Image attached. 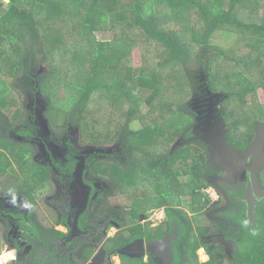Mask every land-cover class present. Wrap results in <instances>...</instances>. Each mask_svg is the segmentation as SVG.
<instances>
[{
  "label": "trees",
  "instance_id": "1",
  "mask_svg": "<svg viewBox=\"0 0 264 264\" xmlns=\"http://www.w3.org/2000/svg\"><path fill=\"white\" fill-rule=\"evenodd\" d=\"M119 3L127 5L120 7ZM5 4L7 8L0 12V179L7 175L11 182L15 178L17 181L10 187L19 185L18 191L33 203L32 191L44 186L52 171L47 165L29 163L32 152L30 145L26 141L12 139V133L22 136L28 134L33 126L32 120H25L26 113L22 114L19 107L14 110L12 107L7 112H12L11 117L15 122H9L10 116L3 113L4 98L13 97L14 94V80L10 81L13 78L16 83L20 81L19 85L25 86L23 91L29 100L35 102L39 93L47 101V107L51 104L52 111L46 117L51 125L62 132L68 126L77 125L89 143L94 145L116 140V152L124 155V163L114 159L113 153L114 158L110 156L113 161H94L96 168L99 166L96 173L108 177L112 185L110 193L126 194L129 200L147 202L145 211L166 207L169 215L168 234L175 227L179 229L173 243V264H226L224 245L228 241L236 247V251L231 252L232 264H264V198L256 206V228L246 217L244 190L235 193L238 204L232 203L230 206L229 209L233 211L231 217L223 214V218L211 219L205 226H197L195 220L187 218L190 212L192 215H205L209 210L201 189L202 186H212L210 179L221 172L210 161L202 139L206 124L199 127L195 123L199 113L192 110L197 102L195 98L198 99L201 92H208L211 97L218 93L223 97L219 101L221 104L237 97L242 108L251 106L245 115L238 117V126L243 128L242 136H238V130L234 129L233 116L224 118V125L230 128L225 141L239 150L245 149L246 144L251 142L257 125L264 123V104L256 96L258 90L264 89V0H0L1 7ZM192 12L198 15L199 25L192 23ZM129 13L130 17L127 16ZM160 17H164L167 23L178 21L182 31L166 28ZM61 22L78 25L81 35L78 39L73 38L72 45L69 40L64 41L71 33L59 26ZM132 28H137L145 37L166 49L162 56L148 57V62H145L148 68L140 67L137 75L134 74L136 69L126 60L128 54L125 45L130 43L127 37ZM109 30L114 31L112 38L98 39V32ZM219 31L234 33L236 39L231 47L237 51H247L235 64L227 61L228 48L211 43ZM39 38H43L46 46L41 61L51 66V71L42 78L41 73L32 71L40 52L37 49L41 50L38 47L41 43ZM8 42L15 44L13 51L6 48ZM85 48L87 50H83ZM57 50L71 54V58L62 66L56 64L53 67L49 58ZM69 63L71 65L67 67ZM175 67H182L183 77L188 80L186 84H189L194 98L176 104V100L170 97L176 106L172 116L167 119L169 125L166 128L161 126L158 116L152 117L148 124L139 129L127 122L115 135L104 128L101 112L103 105L108 104L106 100L122 103L128 99L133 103L129 109L130 115V112L136 113L144 101L153 105V100L162 93L164 96L165 92H169L176 97L179 94L176 90L183 89L185 83L177 85L173 82L168 85L169 82L163 84L159 81H165L167 69L172 68L173 72ZM64 68L71 71L68 77H62ZM103 72L106 73L104 76ZM58 84H63L67 90L64 103L58 107L61 114L56 116L58 109L54 112L52 106ZM143 87L151 89L145 100L138 93ZM249 95H252L250 102ZM159 101H162L163 114L170 107V102L164 98ZM56 102L54 100L55 105ZM248 126L249 130L246 131ZM196 128L198 132H195ZM1 131L6 137L1 136ZM183 134L190 138L189 142L172 145L175 138ZM151 147L158 151L153 152ZM74 153L68 162V172L72 175L76 173L77 162L80 161L79 153ZM31 165L34 166L25 175L26 168ZM17 167L21 168L24 181L17 173ZM130 186L132 191L129 190ZM13 188L12 191L15 190ZM2 190L4 193L11 191ZM176 204L185 205V210L171 207ZM128 213L138 212L134 209ZM15 216L19 218L14 219L17 225L23 226L21 215ZM223 219L225 221H220ZM231 223L235 228L229 233L227 227ZM129 230L132 234L129 239L124 233L120 234L122 244L136 237H145L138 225H132ZM160 231V227L152 228L149 238H162L164 235L159 234ZM60 235L63 233L60 232ZM216 237H221L222 242L216 241ZM43 241L49 244L47 240ZM241 241L243 247L238 245ZM201 247L210 257L206 262L199 259L198 250ZM45 262L38 259L39 264Z\"/></svg>",
  "mask_w": 264,
  "mask_h": 264
},
{
  "label": "rangeland",
  "instance_id": "2",
  "mask_svg": "<svg viewBox=\"0 0 264 264\" xmlns=\"http://www.w3.org/2000/svg\"><path fill=\"white\" fill-rule=\"evenodd\" d=\"M123 5H127L124 3H119L118 6L122 7ZM7 8V5L5 4L3 7L0 6V12ZM82 14V12H80ZM130 17V13L127 15ZM161 22L166 26V28H169L176 32H181V25L178 21H171L167 23V20L164 19V17H160ZM191 19L193 20L192 23H195L196 25H199L200 19L198 15L194 12L191 13ZM72 21V20H69ZM59 26H61L62 29L66 30L71 33L69 37H66L64 41L69 40L70 45H72L73 38H80V33L78 31V25L77 23H59ZM132 31H129L127 37V40L130 42L129 44L125 45L127 48V62H130V64L136 69L135 75H137L138 69L140 67H147L146 61L148 62V57L151 59L152 56L159 55L161 56L166 53V49L159 43L155 42L154 40H150L149 38L145 37L144 34L138 30L137 28H132ZM114 31H102L98 32V39H110L113 36ZM188 36V35H187ZM236 35L231 32H224L219 31L215 33L213 36L211 43L218 45L220 47L228 48L229 53L226 55L228 58L227 61L230 63L235 64L236 60L241 58L242 55L246 54V50L237 51L233 49L231 46L235 42ZM41 40L40 44L38 45L41 50L37 51L39 54H37V60L33 64L32 71L34 73H41V78L46 73H49L51 71V66L44 64L41 61V54L46 49L45 43L43 42V38H39ZM88 44V43H87ZM62 44L59 45V47ZM58 47V46H57ZM6 48L9 51H13L15 48V44L8 42L6 44ZM56 47L53 48V50ZM81 49V48H80ZM195 49V47H193ZM83 50H87L86 48ZM71 58V54H64L63 52H60L59 50L55 51L54 56H50V64L54 66L59 65L62 66L68 59ZM150 63V62H149ZM71 65L69 63L67 67ZM154 68V66H152ZM171 69H167L165 72V81L159 80L163 84L168 85L171 83L184 84L185 87L183 89L176 90L177 93L176 97H173L169 92H165L166 95L163 96V93L157 98L153 100V105L147 104L145 101L142 105H140L137 108L136 113H131L129 115V109H131V106L133 103L129 101L128 99L123 100L122 103L120 102H111L107 101L108 104L103 105L102 110V120L101 124L104 125V128L112 133V135H115L120 129V127L129 122L130 125H132L133 128L139 129L143 125L148 124L152 120V117L157 118L159 117V122L161 123V126L167 127L168 124V117L172 116L173 110L175 109L176 104L178 103H184L186 100L193 99L194 96L192 95V91L190 90V86L187 79L183 77L184 72L182 67H175L174 71L171 72ZM61 71V70H60ZM171 72V74H170ZM71 71H69L67 68H64V74H62V77L70 75ZM103 76L106 74L105 72L102 73ZM121 75H123L121 73ZM60 76V74H59ZM17 79V78H16ZM63 79V78H62ZM14 80V81H12ZM13 84L14 88V94L13 97L9 96L4 98V105H3V113L4 115L10 116L9 122H15L12 120V112L10 114H7L8 110L12 107L13 110L16 108H21L22 114L26 113V119L25 120H32L31 123L34 126L35 131H33V126H31V129H29L28 134L19 135L12 133V136H14L12 139L14 141L23 140L26 141L30 148H32V152L30 154V161L29 163H38L45 165H48L52 170V176L50 180L48 181L47 185H44L37 190L34 194L37 196V200L39 203V206L35 209L27 210L26 207H24L21 211L20 205H19V198L24 197L25 195L23 193H20L18 189L20 188L19 185H17L16 188H13L15 190L12 192L4 193L2 190V183L4 182V179H6L7 175L2 177L0 179V245H5L2 249H5V251H8L10 249L15 250L16 246L20 245V238L17 236V231L19 229V226L16 225V222L12 221V219L9 216V210H12V212L18 213V215H22V217L25 216L26 211L29 212L27 216L29 215V219L38 220L39 222H44L48 220L47 217L50 219L51 216V210L50 204L53 205L54 208L61 210L56 203L52 200V198L57 194L55 198L60 199V204L63 206V208H66V204L68 201H65L66 198L61 197L60 195L64 193L66 188H71L75 191L76 185L79 183L81 185L83 183L84 177L91 176L94 178L98 177V174L96 173V169H99V166L97 165V168L95 166L94 161L99 160H110L113 161L112 158H114L112 155L115 153V158L119 162L124 163V155L121 154L119 151H117L118 144L116 140H112L110 143L106 142L105 144L100 145H94L92 143H89V141L86 139L82 132L80 126L74 125V126H68L65 132H62V130L58 129L57 127L50 124V121L48 120V114L51 109V104L49 103V106L47 107V101L44 100L42 95L39 93L36 94V100L35 102L29 100V97L26 96V93L23 91V88L25 86H21L19 84L20 81L16 83L15 79H10ZM202 86H205V84H202ZM66 87L63 86V84H58L56 93L54 95V100L57 101L56 105L54 104L53 100V110L54 112L57 111L58 107H60L65 100V94H66ZM151 92V89L148 88H141L138 90L139 95L144 100L149 96ZM163 92V91H162ZM204 92H201V96L199 98H195L197 102L193 104L192 110L199 111L197 113V117L195 119L196 125H199L201 123L207 124V135H212L214 137V141H208L204 140V143L206 144V149L209 154L210 161L218 166L221 169V173L213 178V181L216 185V188L219 189L218 194L214 191H217L216 188H204L203 190L206 192V194H209L210 197H212L213 201L209 203L208 206H210V209H212V205L215 204V202L220 200V204L218 208L225 206L224 208H230L232 203L238 204V198L235 195L236 191H242L244 190V182L246 180H251L253 182V188H254V194L259 199L264 198V123H256L258 124L255 131V136L251 140L249 144H246L245 149H238L233 144H228L225 142V135L229 133V126H225L224 118H229L230 115L233 116L234 120L232 121V124L235 126L234 129L238 130V136H242V130L243 128H240L238 125L240 124L239 118L240 114H246L248 110H250L251 106H247L245 108L241 107V102L237 97H232L229 100L223 102H219L223 97L222 95H219L218 93H215L214 96H210V94L207 92L202 97V94ZM209 94V95H208ZM30 95V93H29ZM252 95L248 96L249 102L252 99ZM256 96H258L259 101L264 104V89H260L256 92ZM170 97L176 100V104L171 102ZM165 99L167 102L169 101L170 107L165 109V113L162 114V101L159 100ZM59 102L60 103L59 105ZM172 104V105H171ZM47 107V108H46ZM12 110V111H13ZM224 111V112H223ZM46 114V115H45ZM61 112H56V116H59ZM170 114V115H169ZM162 115V117H161ZM47 116V117H46ZM29 117V119H27ZM92 117V115H91ZM109 117V118H108ZM239 117V118H238ZM6 121V120H5ZM7 124V123H6ZM213 124V125H212ZM210 125V126H209ZM7 127V126H6ZM222 128H225L226 130L222 131ZM219 130L222 131L219 133ZM246 131L249 130V126L245 129ZM195 132H198V129H195ZM232 132V128H231ZM206 135V136H207ZM1 136L6 137L5 134L1 131ZM221 138H223L224 141H221ZM190 138L185 136L179 137L177 136L175 140L172 142V145L178 146L183 144H186L189 142ZM202 139H204L202 137ZM211 142V143H210ZM153 149V152H157L158 150L154 147H151ZM148 148V150H152ZM3 152L6 151L4 150ZM72 152L79 153L78 156L80 157V161L77 162V168L76 173L77 178H74L73 176H70L68 171H66V167L68 166V162L71 161L72 158ZM74 153V154H75ZM76 153V154H77ZM112 158H111V157ZM123 156V157H122ZM92 158L91 162H88ZM34 166V165H33ZM28 166L25 170V175L28 171L33 167ZM38 166V165H37ZM40 166V165H39ZM38 166V167H39ZM16 167V165H15ZM41 167V166H40ZM17 173L20 175L22 181H24V174L21 171V168H16ZM11 175V174H10ZM108 178V177H104ZM204 179V177H203ZM17 181V180H16ZM108 183L105 179H99L98 184L103 186V184ZM28 184V183H27ZM29 185V184H28ZM209 185V184H208ZM129 187V190H133ZM108 188L109 187H105ZM140 190L141 187L139 188ZM234 189V192H233ZM84 190L87 192L89 190L84 185ZM44 191V192H42ZM148 191H151L150 189ZM77 193V190L74 192ZM179 193V192H177ZM40 194V195H38ZM103 193H99L101 196ZM24 199V198H23ZM81 201L79 204L81 205V210L86 209L88 205V198L84 193V197H81ZM144 200V199H142ZM264 201V199H262ZM65 203H64V202ZM71 205L73 204V201H70ZM175 202V201H173ZM92 203V202H91ZM69 204V203H68ZM140 204V205H139ZM147 202H140L138 199L129 200L126 196V194H122L117 196L116 198L108 199V203L106 206L103 207V209H110V206L112 205L113 209L116 210L117 208H134L137 212H144L147 209ZM181 205V204H180ZM179 204H176L174 206H171L174 209L179 208ZM101 205H96V208H98ZM181 208V207H180ZM264 208V204L262 206ZM188 210V209H186ZM227 210V209H226ZM164 209H155L150 210L151 213V219L159 218L160 212L163 213ZM211 211V210H210ZM113 212V211H110ZM158 212V214H157ZM187 212V211H186ZM188 213V212H187ZM225 213V211H224ZM224 213L220 214V217L223 216ZM233 211L231 209H228L225 213V216H232ZM191 212L188 215V219L195 220V223L200 226L207 225L208 218L206 215H202V213H196L194 215H190ZM212 216H215L214 211H211ZM8 215V216H6ZM136 216V215H135ZM118 220V219H117ZM129 220L125 221V224L128 223ZM220 221H225L220 220ZM227 226L226 224H224ZM234 223H231L227 227V231L229 233H232L234 231ZM179 229L176 227L171 234ZM107 234L106 237H113L116 232L118 231V228L109 226L106 229ZM104 232V228L102 229V233ZM170 234V233H169ZM104 236V234H101L98 232L96 236H91L94 241H100L101 238ZM116 236H114L115 238ZM178 237V233H176V236L174 239L176 240ZM174 240V242H175ZM216 241L222 242L221 237H216ZM6 243V244H5ZM115 243V242H114ZM234 245V246H233ZM241 247L244 246L243 242H239ZM233 246V247H231ZM231 249L234 250L235 244L231 243ZM37 247V245H35ZM41 246H39L40 248ZM226 249L229 248L228 243H225ZM10 248V249H8ZM38 248V249H39ZM25 248H23L24 250ZM199 253V259L202 262H206L209 259L208 255H205V251L203 248H200L198 250ZM156 256V255H155ZM227 256V255H226ZM230 256V255H229ZM227 256V257H229ZM46 260H49L50 257L43 256ZM157 257V256H156ZM158 264V259L156 261ZM118 264V263H116ZM226 264H232L231 259H227Z\"/></svg>",
  "mask_w": 264,
  "mask_h": 264
},
{
  "label": "flooded vegetation",
  "instance_id": "3",
  "mask_svg": "<svg viewBox=\"0 0 264 264\" xmlns=\"http://www.w3.org/2000/svg\"><path fill=\"white\" fill-rule=\"evenodd\" d=\"M203 95H205V93H203ZM224 130L226 129L223 128V131ZM90 159L92 160V158ZM42 164L45 165L44 163ZM66 171H68V166L66 167ZM52 172L53 170L51 171V175L47 180V184L52 176ZM69 175L78 179L77 175L75 174L72 175V173H69ZM214 177L210 179L212 186L207 187V189L216 188V185L213 181ZM99 179H105L108 183H105L103 184V186H101L98 184ZM82 181L83 183L81 185H79V183L76 185L75 191L77 190V193H74L75 191L71 188H66L64 193L60 195L61 197L66 198L65 201H68L65 209L60 204V199L55 198L57 194L52 198V200L59 208H61V210L59 211V209L54 208L53 205L50 204V207L52 208L50 209L52 217L50 219L47 217L48 220L46 221V223L39 222L38 220L34 221L33 219L28 220L29 215L27 216V214L29 212L27 211L24 217H22L21 215V219L24 222L23 226L19 227L17 236L24 244L25 250L30 252L28 254L32 255L33 261L43 259V256H46L48 258H51L48 264H156L158 258L153 254L152 251L148 249V242L153 240L152 238H149V230H151L152 228L154 229L160 227L161 231L159 232V234H163L164 236L168 234L167 230L169 227V215L167 214L166 207L158 208L164 209L163 213L160 212L158 219H151L150 211H144L142 213L138 212L137 214L128 213L130 211H133L134 208L123 207V209L117 208L116 210H114L111 205L110 209H103V207L108 203V199L116 198L117 196H119V193H110L112 190V185L110 184L108 179L104 178L101 175H98L97 178L87 176L84 177ZM87 181H89V185H87ZM247 181L248 180L244 182V199L246 194ZM84 185L89 189L87 190V192L84 190ZM105 187H109V189ZM216 189L217 191H213L215 192V194H218L219 189ZM201 191H203V194L205 195V204L209 208V210L206 211L205 214L209 222L211 219L217 220L218 218H220L221 213H224L226 209H229L224 208V205L218 208L220 200H217L215 204L211 206L212 209H210V206L208 205L209 203H211V201H213V199L209 196V194H206L203 189H201ZM35 192H37V190L32 191L33 203L30 202L28 196L26 195L22 198H19L21 211L24 207H26L27 210L28 208L29 210H31L39 206L37 196L36 194H34ZM100 192L103 193L101 194V196L99 195ZM84 193L88 198V205L86 209L81 210V205L79 204V202L81 201V197H84ZM256 198L258 203V201H260L261 199H259L258 197ZM70 201H73L72 205ZM96 205L101 206L96 208ZM180 207L184 210L186 208L185 205H180L179 208ZM210 210L214 211L215 216H212V214H210ZM9 213V216H6L10 217L12 221H14V219H16L15 215H18V213L12 212V210H9ZM246 217L248 220L247 213ZM180 219L184 220L183 218ZM126 220H129L127 224H125ZM248 222L252 224L249 220ZM132 225H138L139 228H142L145 237H136L133 241L122 244V237L120 236V234L124 233L127 239H129L132 235L129 228ZM109 226L118 228V231L114 235L116 236L115 238L114 236L106 237V229ZM252 226H254L255 228L258 227L257 220L256 226L253 224ZM103 228L104 232L102 233ZM249 229L251 230L252 227H250ZM60 232L63 233L62 236L60 235ZM98 232L104 234L101 240L94 241L93 239H91L93 236H96ZM44 239L47 240V242L49 243L48 245L44 243ZM227 243L229 245V248L226 249L225 247V256L230 255L229 257L226 256V258L231 259V252L236 251V247H234L233 250L231 249V247H233L234 245L231 246V241H228ZM35 245H37V247H35ZM39 246L41 247L39 248ZM129 246L132 248V251L130 253L124 254L120 252L121 249ZM102 250H105L104 255H102L101 253Z\"/></svg>",
  "mask_w": 264,
  "mask_h": 264
},
{
  "label": "water",
  "instance_id": "4",
  "mask_svg": "<svg viewBox=\"0 0 264 264\" xmlns=\"http://www.w3.org/2000/svg\"><path fill=\"white\" fill-rule=\"evenodd\" d=\"M204 123L199 124L198 126L201 127ZM213 125V124H212ZM207 124L204 127V134L202 137L203 140H208L213 142L214 137L212 135H207ZM210 126V125H209ZM223 131V128H222ZM219 130V133L222 132ZM207 135V136H206ZM221 141H224L223 138H221ZM210 142V143H211ZM226 142V141H225ZM245 199L247 202V216L248 220L256 226V218H255V210H256V204H257V198L254 194V188H253V182L248 179L247 181V187H246V194ZM176 233H178V230H175L172 234H167L163 236L160 239L157 240H151L148 242V249L153 252L154 255L158 258L159 264H173V243H174V237L176 236ZM17 248H15L14 252L17 253ZM132 251V248L126 247L120 250L121 253H130ZM102 255L105 254V250L101 251ZM18 256V253H17ZM94 260V259H93ZM92 260V261H93ZM10 264H16V258L11 261Z\"/></svg>",
  "mask_w": 264,
  "mask_h": 264
},
{
  "label": "crops",
  "instance_id": "5",
  "mask_svg": "<svg viewBox=\"0 0 264 264\" xmlns=\"http://www.w3.org/2000/svg\"><path fill=\"white\" fill-rule=\"evenodd\" d=\"M9 178L10 177H7L5 180H4V182L2 183V185H3V187L2 188H4V189H6V190H10L12 187H10V186H12V184L14 183V182H16V179L14 178L11 182H10V180H9ZM5 183V184H4ZM203 188H207L208 186L206 185V186H202ZM202 188V189H203ZM214 192V191H213ZM20 242V245L19 246H16V248H17V253H18V256H17V258H16V264H39L38 263V260H35V261H33V257H32V255L31 254H28V253H30L29 251H26L25 249L23 250V248H24V244L21 242V241H19ZM6 244V243H5ZM5 245H0V252L1 251H3V250H5V249H2L3 247H4ZM201 248H203V250L205 251V255H208L207 253H206V249L204 248V247H201ZM50 255V254H49ZM209 256V255H208ZM210 258V257H209ZM43 260L44 261H46V262H49L50 260H51V258L49 259V260H46L44 257H43ZM209 260V259H208ZM201 261V260H200ZM44 263V264H48V263ZM202 262V261H201Z\"/></svg>",
  "mask_w": 264,
  "mask_h": 264
},
{
  "label": "built area",
  "instance_id": "6",
  "mask_svg": "<svg viewBox=\"0 0 264 264\" xmlns=\"http://www.w3.org/2000/svg\"><path fill=\"white\" fill-rule=\"evenodd\" d=\"M14 258H16V254L12 249L8 251L3 250L0 252V264H10Z\"/></svg>",
  "mask_w": 264,
  "mask_h": 264
},
{
  "label": "clouds",
  "instance_id": "7",
  "mask_svg": "<svg viewBox=\"0 0 264 264\" xmlns=\"http://www.w3.org/2000/svg\"><path fill=\"white\" fill-rule=\"evenodd\" d=\"M204 189V188H203ZM16 258H17V253H16ZM15 259V258H14Z\"/></svg>",
  "mask_w": 264,
  "mask_h": 264
},
{
  "label": "bare ground",
  "instance_id": "8",
  "mask_svg": "<svg viewBox=\"0 0 264 264\" xmlns=\"http://www.w3.org/2000/svg\"><path fill=\"white\" fill-rule=\"evenodd\" d=\"M98 258V257H97ZM99 259V258H98Z\"/></svg>",
  "mask_w": 264,
  "mask_h": 264
}]
</instances>
